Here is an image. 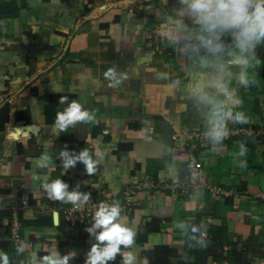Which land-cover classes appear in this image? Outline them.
I'll return each instance as SVG.
<instances>
[{
  "label": "crops",
  "instance_id": "crops-1",
  "mask_svg": "<svg viewBox=\"0 0 264 264\" xmlns=\"http://www.w3.org/2000/svg\"><path fill=\"white\" fill-rule=\"evenodd\" d=\"M182 6L181 0H0V251L10 264H33L55 251L61 257L75 251L69 264H85L97 243L84 228L68 226L58 210L62 201L49 199L43 184L56 179L68 192L111 200L134 193L121 219L136 232L135 242L121 245L108 264H123L127 251L135 264H264V44L248 69L249 83L226 78V95L211 86L216 58L183 50L197 42L198 26L177 15ZM110 69L115 80L105 76ZM73 100L93 118L60 130L57 114ZM228 111L242 112L247 123L223 117ZM217 113L224 130L245 133L198 139ZM195 144L200 186L188 188L186 159ZM86 149L98 161L93 174L80 160L64 169L63 152L75 159ZM23 201L22 243L15 245L9 207Z\"/></svg>",
  "mask_w": 264,
  "mask_h": 264
},
{
  "label": "clouds",
  "instance_id": "clouds-1",
  "mask_svg": "<svg viewBox=\"0 0 264 264\" xmlns=\"http://www.w3.org/2000/svg\"><path fill=\"white\" fill-rule=\"evenodd\" d=\"M181 3L183 6L177 11V15L187 16L198 26L197 42L187 43L183 49L185 53L199 55L203 50L206 57L216 58L214 62L215 75L211 86L218 91L227 95L226 78L233 76L238 84L246 86L249 83L248 69L257 59V47L264 44V0H181ZM176 26L181 30L186 27L183 21H176ZM227 39L231 40L230 44L226 43ZM226 55L231 56L227 63L223 59ZM228 65L239 66L240 71L233 73ZM105 76L115 80L116 72L114 69H110L105 73ZM197 98L201 102H208V98L203 95H198ZM233 103L237 104L240 101L234 100ZM223 117L234 119L239 123H247V118L242 112H237L233 116L228 111L223 113ZM92 118L89 111L82 110V105L73 100L63 113L57 114L56 127L65 130L69 124L78 121L87 122ZM210 134L217 139L222 138L224 134L222 118L219 113H217V119L212 122ZM241 154H243V148ZM62 155L65 157V170L80 160L86 165L87 174L91 175L96 171L98 161L90 157L87 149L75 159L69 158L66 151ZM47 160L48 157L45 156L39 166L43 167ZM43 188L49 199L64 203L71 202L77 209L82 208L91 196L90 192H68V185L61 179L45 183ZM95 209L94 224L91 228H86L85 231L94 236L97 243L93 244L90 251L87 252L85 264H108V261L115 260L117 253L121 252V245L127 249L134 244L136 232L123 223L122 209L118 202L114 201L109 204L101 201L95 206ZM53 215L56 218L59 213L54 212ZM98 229L101 231H97ZM21 250L22 247L18 249V251ZM123 255V264H135L136 257L132 251L124 252ZM75 256V251L63 257L55 251L38 260L34 259L33 264H69ZM0 264H10L9 256L4 251H0Z\"/></svg>",
  "mask_w": 264,
  "mask_h": 264
},
{
  "label": "built area",
  "instance_id": "built-area-1",
  "mask_svg": "<svg viewBox=\"0 0 264 264\" xmlns=\"http://www.w3.org/2000/svg\"><path fill=\"white\" fill-rule=\"evenodd\" d=\"M245 129L239 128L236 131H229L226 127L224 130V134L222 138H227L230 134H241L245 133ZM198 139L202 141H210L213 139H217L210 134V130L199 132L196 134ZM198 145H193L192 149L187 153V176H186V187L188 188H197L200 186L199 177L202 172V163L199 161L198 156L196 154V149ZM180 187L179 185H177ZM172 188V186H168L167 188ZM213 192L219 194H227L234 193V191L226 192L224 189L220 187H214L212 189ZM91 196L89 201L84 204L82 208L77 209L72 203H61L58 207L59 212L62 214L64 221L73 229H83L91 228L94 224L93 216L95 212V206L101 202H107L112 204L114 201L118 202L121 206L122 212L121 214H126L129 211V208L134 204V193L132 191H127L124 194V197L121 200H111L106 197L99 196L95 192H90ZM25 206V201L22 202L21 206L13 205L9 207L10 215H11V225L9 229L10 241L12 244L20 245L22 243V222H21V210L22 207ZM99 230V229H98ZM97 230V231H98Z\"/></svg>",
  "mask_w": 264,
  "mask_h": 264
},
{
  "label": "water",
  "instance_id": "water-1",
  "mask_svg": "<svg viewBox=\"0 0 264 264\" xmlns=\"http://www.w3.org/2000/svg\"><path fill=\"white\" fill-rule=\"evenodd\" d=\"M25 130V128L24 127H20V128H18V130ZM27 129H31V130H33V131H36L37 130V128L36 127H34V126H31V127H27ZM173 130H170V134H168V136L169 137H171L172 136V138H173Z\"/></svg>",
  "mask_w": 264,
  "mask_h": 264
},
{
  "label": "trees",
  "instance_id": "trees-1",
  "mask_svg": "<svg viewBox=\"0 0 264 264\" xmlns=\"http://www.w3.org/2000/svg\"><path fill=\"white\" fill-rule=\"evenodd\" d=\"M3 129L0 128V131H2Z\"/></svg>",
  "mask_w": 264,
  "mask_h": 264
}]
</instances>
